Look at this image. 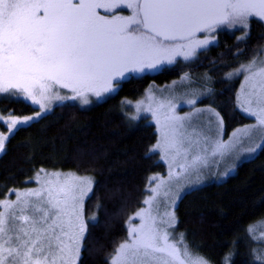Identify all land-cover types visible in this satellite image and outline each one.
<instances>
[{"label": "snow or ice", "instance_id": "1", "mask_svg": "<svg viewBox=\"0 0 264 264\" xmlns=\"http://www.w3.org/2000/svg\"><path fill=\"white\" fill-rule=\"evenodd\" d=\"M125 10L129 14H122ZM252 19L264 22V0H0V94H22L10 98L40 108L35 115L23 117L8 109L0 113V125L8 132L0 133V152L15 131L30 126L47 111L45 101L79 100L82 106L90 103V96L104 101L136 74L161 71L177 58L194 61L198 52L219 46L214 35L217 30L243 31ZM240 73H247L240 106L264 127V61L254 58L227 78ZM181 79L191 81L188 74ZM58 89L71 95H61ZM182 95L189 97L188 92ZM185 102L194 106L195 93ZM165 106L172 114L165 117L154 150L171 157L177 171L167 179L160 178L152 196L144 201L148 207L129 217L128 236L115 249L110 264H211L191 250L183 234L179 238L172 234L174 212L161 215L153 204L161 194V203H165L173 194L180 199L199 190L192 178H199L209 157L224 155L232 146L217 139L218 132L199 118L210 112L218 128L223 123L218 112L193 107L180 116L174 114L173 99L159 105ZM141 110L138 106L137 113ZM143 110L157 115L151 106ZM49 175L56 180L28 193L36 199L20 211L29 214L6 217L0 212V239L8 245H0V255L6 252L11 264H57V260L59 264H78L86 251L83 241L88 226L99 224L98 217L86 220L84 215V200L93 194L90 177H64L61 181V174ZM181 177L186 180L183 188ZM0 207L13 206L0 202ZM135 219L138 224L132 222ZM232 255L225 256L224 264H230ZM257 259L264 264V256Z\"/></svg>", "mask_w": 264, "mask_h": 264}, {"label": "trees", "instance_id": "2", "mask_svg": "<svg viewBox=\"0 0 264 264\" xmlns=\"http://www.w3.org/2000/svg\"><path fill=\"white\" fill-rule=\"evenodd\" d=\"M218 45L189 64L178 62L158 73L130 78L114 96L89 108L56 105L15 131L0 156V199L10 189L29 185L42 168L93 176V194L86 200L85 212L98 217L99 224L89 225L79 264H110L115 249L128 236L129 217L143 204L150 175L165 172L157 155L149 153L158 137L155 126L145 120L128 122L122 100L137 98L152 82L164 84L185 74L205 73L212 80L213 93L203 104L217 108L226 132L252 122L236 104L240 79H227L226 74L250 61L264 45V23L252 19L247 37L238 40L226 33ZM0 108L20 116L37 110L23 99L11 98L0 99ZM176 214L177 229L191 250L212 264H224L229 253L233 254L230 264H261L257 256H264V247L253 227L264 221V145L235 174L183 195Z\"/></svg>", "mask_w": 264, "mask_h": 264}, {"label": "rangeland", "instance_id": "3", "mask_svg": "<svg viewBox=\"0 0 264 264\" xmlns=\"http://www.w3.org/2000/svg\"><path fill=\"white\" fill-rule=\"evenodd\" d=\"M122 14L127 15L129 14L127 10H125ZM264 23V22H263ZM250 28V27H249ZM249 28L245 29L243 31L239 29H233L229 30L227 28H222L217 30L215 35L216 42H220V37L224 34H233L238 40L241 36H244L245 32H247V36L249 35ZM201 38H203V35H200ZM246 36V37H247ZM211 47L210 46L207 50H209ZM206 50V51H207ZM205 51H200L198 52L197 58ZM196 58V59H197ZM257 59L258 61H264V45L261 48H258L255 51V54L251 60ZM195 59V60H196ZM194 60V61H195ZM250 61L245 62L240 64L237 68L229 71L228 73H235L236 69H238L241 65H247ZM182 62V63H191L193 61H184L182 58H177V62L174 64ZM172 64V65H174ZM172 65H166L167 66H172ZM160 71H151V72H145V73H140L136 74L134 77L137 76H142L145 74H155ZM227 73V74H228ZM226 74V78H227ZM247 73H240V74H234L231 78L227 79H240V86L237 91V99H236V104L238 109L246 116L252 119V122L247 123L245 125H241L233 129L231 132L227 133L226 132V127L224 123V119L217 110V108L213 105L210 104H203V102L208 99L212 93H213V87H212V80L209 78L205 73H196L194 75H189L191 77V81L183 80L182 77L173 79L167 83L164 84H156L152 82L145 90L144 92L138 96L137 98H125L122 100L120 103V107L123 109V113L130 123H135L140 120H145L147 123L153 124L155 126L156 132H157V141L150 147L149 153L150 154H156L157 155V160L162 163L165 166V172H154L150 175L148 185L146 187V194L143 200V204L140 208H147L148 206L144 204V201L148 199L150 196H152V189L156 186L158 183V180L160 178H165L167 179L170 175L174 176V173L177 171L175 165L172 163V158L171 157H165L164 153L160 149H155L154 146L158 143V141L161 139V125L165 122V117L172 114L170 113V110L168 109L167 106L164 108H160V104H165L168 99H173V102L176 104L174 114L175 115H180L184 116L188 114L193 107L195 108H200V109H212L215 112H218L220 114V117H222L223 123L219 124V127L217 128L218 122L216 121V118L214 116H211V113L208 111H205L200 115V120L201 123L204 125H208L215 129L218 132L217 139H219L222 142H225L232 147L230 148L229 151H227L224 155H218L216 157H209L207 160V167L204 168L203 173L199 176V178L193 177L192 182L196 183L199 187L210 183V182H220L225 180L227 177L235 174L238 166L246 160H249L253 158L254 156L257 155V153L260 151L262 146L264 145V127H261L258 125L257 118L249 113H245L243 111V108L240 106L241 101L243 100L244 96V90L246 89V77ZM209 79H205V78ZM210 88L211 92H208L207 89ZM179 89V91H178ZM61 95H71V93L66 90V89H58ZM183 92H188L189 97H184L182 95ZM192 93H195L197 97V103L194 106L188 105L185 100L187 98H190V95ZM116 94V93H115ZM115 94H112L110 96H106L105 100L109 99L110 97L114 96ZM11 96L15 95H22L19 93H11ZM9 94H0V99L2 98H9ZM90 103L86 106H82L79 100L76 101H57L54 98L50 101H45L47 105V111L44 112L41 116H43L46 113H49L52 111L53 107L56 105L64 104V103H76L82 108H89L92 105L98 103L97 98L94 96L89 97ZM104 100V101H105ZM25 102L31 104L33 107H35L37 110L34 111L33 113L29 115H35L37 111H40L39 105H35L30 103L27 100H24ZM103 102V101H99ZM142 106L141 112L137 113V107ZM149 106L152 107L154 111H156L157 115L153 116L152 112L144 111L143 109L148 108ZM0 113H4V111L0 108ZM19 117L23 116H28V115H17ZM133 116H138L137 119H132ZM211 116V122L209 121V117ZM4 118L7 119V114H4ZM39 119V118H38ZM157 120L160 121V123H157ZM35 121V120H34ZM33 122V121H32ZM31 122V123H32ZM256 127H253V126ZM0 133H3L4 135H8V132L6 131L5 127L3 125H0ZM11 137V136H10ZM9 137V138H10ZM7 145V142H6ZM6 149V146H5ZM249 149H252V151H249ZM5 151V150H4ZM0 152V156L4 153ZM43 170V172L41 171ZM51 173H58L61 174V181L63 180L64 177H73V176H78V177H90L91 180L93 181V187H94V178L93 176L90 175H81L75 171H70V170H57V169H45L42 168L38 170L35 175L28 181L29 185L22 187V188H13L10 189L9 192L6 194L5 197L0 199V202H3L4 204L11 203L13 207L8 208V207H0V212H4L5 216H18L21 214L27 215L29 213L24 212L21 213L22 208H27L31 202L35 201V197L29 196L28 193L33 191V190H40L44 187H47V181L52 180L55 181L56 177L50 176L49 174ZM157 178L154 180L153 178ZM172 183L175 184L176 180L175 178L172 180ZM186 183V180L184 177L180 178V187L183 188ZM162 193V190H161ZM88 198H85L84 200V215L85 219L88 220L92 218L95 215L88 216L85 212V204L86 200ZM181 199V198H180ZM180 199H176L175 195L173 194L171 199H169L165 203H161V200H163V196H161L154 201L153 208L154 211L155 209L158 208L159 212L161 215H163L166 211L169 212H174L175 218H176V224L175 227L170 229L172 234L179 238L182 232L178 231L177 229V214H176V208L178 206V203ZM172 200H175V203H172ZM139 208V209H140ZM138 209V210H139ZM137 210V211H138ZM135 224L139 223L138 219H135L132 221ZM15 225H19L18 221L13 222ZM128 227V225H127ZM89 228V226H88ZM88 232V229H87ZM253 233L254 236H256L258 242L263 244L264 247V221L259 222L254 225L253 227ZM11 235V233H9ZM184 241L188 245L185 236L183 234ZM0 245H3L4 248H7L8 245L4 243L3 239H0ZM189 246V245H188ZM83 247H84V241H83ZM262 253H264V249L262 248ZM82 254V253H81ZM114 255V254H113ZM112 255V256H113ZM7 258V253L4 252L3 255H0V259H5V264H11L10 259ZM112 258V257H111ZM208 260V259H207ZM80 261V260H79ZM111 262V259H110ZM57 264H59V260H57ZM79 264V262H78ZM212 264V263H211Z\"/></svg>", "mask_w": 264, "mask_h": 264}, {"label": "water", "instance_id": "4", "mask_svg": "<svg viewBox=\"0 0 264 264\" xmlns=\"http://www.w3.org/2000/svg\"><path fill=\"white\" fill-rule=\"evenodd\" d=\"M200 35H203V34H200Z\"/></svg>", "mask_w": 264, "mask_h": 264}]
</instances>
